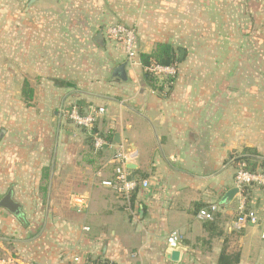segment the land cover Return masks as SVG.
Listing matches in <instances>:
<instances>
[{
  "label": "crops",
  "instance_id": "0c3cea01",
  "mask_svg": "<svg viewBox=\"0 0 264 264\" xmlns=\"http://www.w3.org/2000/svg\"><path fill=\"white\" fill-rule=\"evenodd\" d=\"M14 2L18 22L8 29L15 53L7 63L18 72L7 73L20 81L14 94L22 96L26 80L33 97L0 120V264H74V255L114 264H218L222 251L239 254L236 264H264V187L240 190L220 206L222 236L212 237L196 217L235 188L239 159L254 158L264 171V0L262 88L245 66L252 0ZM117 23L136 33L133 66L105 35ZM234 31L242 40L236 59ZM156 44L182 52V61L174 79L154 78L152 87L139 56ZM88 106L105 110L93 132L108 147L96 156L84 154V136L67 118L71 108ZM116 135L137 154L129 177L148 182L135 191L132 214L95 175L112 176ZM75 195L87 209L72 207ZM240 199L258 223L237 230L231 217ZM173 252L177 261L169 259Z\"/></svg>",
  "mask_w": 264,
  "mask_h": 264
},
{
  "label": "built area",
  "instance_id": "2783aa9c",
  "mask_svg": "<svg viewBox=\"0 0 264 264\" xmlns=\"http://www.w3.org/2000/svg\"><path fill=\"white\" fill-rule=\"evenodd\" d=\"M105 35L108 39L121 45L125 57L128 63L133 66L137 63L136 59V33L132 28L126 27L122 24H112L105 28ZM145 73L153 78H164L168 77L174 79L177 70L175 65L168 67L160 66L157 64H151L144 68ZM105 114V110L102 107L88 106L85 110L80 113L75 107L71 108L67 112V118L71 123L81 129L86 130L90 137L92 138L93 148L95 151L103 150L108 147V143L104 138L100 137L98 134L93 132L94 125L99 118ZM137 158L135 151L126 150L123 145L116 147L113 161L115 166L111 168L112 176L110 178H102L103 170L100 169L96 172V177L100 178V184L106 188H110L120 195L124 202L126 210L132 214L131 205V194L138 188H147L148 182L145 180L138 181L134 178L129 177V170L126 169V164H133ZM102 178V179H101ZM235 188L239 191L247 186H257L264 187V173L261 171H256L251 173L245 169V164H240L234 175ZM70 203L72 207L78 211H84L87 209V201L85 198L75 195L71 198ZM220 209V205L217 203L209 204L207 207L201 208L196 217L198 220L210 222L213 221L215 213ZM244 200L240 199L237 207L239 212V217L232 223L233 229H241L247 225H256L258 223V218L252 213H244ZM89 229L83 227L82 231L86 232ZM174 240L177 239V235L171 236ZM261 238L264 239V227L262 228ZM72 262L74 264H114L111 261L94 262L88 260L82 255H74L72 257Z\"/></svg>",
  "mask_w": 264,
  "mask_h": 264
},
{
  "label": "rangeland",
  "instance_id": "374dc122",
  "mask_svg": "<svg viewBox=\"0 0 264 264\" xmlns=\"http://www.w3.org/2000/svg\"><path fill=\"white\" fill-rule=\"evenodd\" d=\"M252 1L254 2H251L250 4L252 5V10L255 12L250 14L248 20L249 27H246V37L244 38V41H247V43L250 45L246 50V54L249 56L248 58H250V63L245 66H248L246 67L248 73L255 75L254 78L250 77L251 81L254 79L253 83H255V86L253 84L252 85L255 88H262V0ZM14 3V0H0V120H5L8 117L17 115L18 112L12 109V107L16 109L17 106L22 104H25L26 106L31 105L30 103H26L22 96L20 97L18 94H14L19 89L20 81L18 78L17 80H14L13 78L10 79L7 73L9 70H14L16 73L18 72V65L14 66L7 63L10 56L15 53L13 48L9 47V45L12 44L14 34H10L8 29L10 25H17L18 22V6H16ZM254 3H256V6H254ZM234 32L236 59L238 57L237 52L242 51L239 49L237 50V46L242 40L237 36L236 31ZM9 40L11 41L10 43ZM259 61L260 64H258ZM74 128H76V126ZM83 130L77 127L75 132L77 134H83V141L86 146L84 152H88L92 149V138ZM88 140H90L89 143ZM88 154L91 155V153Z\"/></svg>",
  "mask_w": 264,
  "mask_h": 264
},
{
  "label": "trees",
  "instance_id": "16d2710c",
  "mask_svg": "<svg viewBox=\"0 0 264 264\" xmlns=\"http://www.w3.org/2000/svg\"><path fill=\"white\" fill-rule=\"evenodd\" d=\"M139 58H140V61L142 63V66H144V67L150 66L151 62H153L154 64H157V65H160V66L168 67V66H171L173 64L174 65L178 64L180 61H182V60H180L178 53L176 51H174L169 45H166V44H156L154 50L150 54H140ZM145 76L147 77L151 86L154 87V80H153L154 78L148 74H145ZM22 97L26 103H29L33 97L32 96V90L30 89L29 84L26 80L22 84ZM82 112L83 111L80 110V113H82ZM104 139H106V138H104ZM90 140H91V138H90ZM90 140H88V143L90 142ZM86 143H87V141H86ZM91 148L92 149L90 151H88V152L86 151V152H84V154L90 155L88 153H91V154L95 153V156H96V155H100V152L104 150L103 149V150L95 151L93 148L92 140H91ZM246 152L250 153L251 155H255L253 152H251V150H246ZM239 160L244 162L245 169L251 173L256 172V167L258 164L263 165L262 162L258 163V161L254 158L246 157V158H241ZM262 173H264V171H262ZM248 187H251V186L244 187L242 189L243 192L246 193L247 191H245V189H247ZM134 196H135V191L132 192V194H131L132 200H133ZM248 206H249V202L246 199L244 210H243L244 213L250 212V210L248 209L249 208ZM220 209H219V211H220ZM219 211L217 213H215L213 221L208 222L205 226V229L207 231H209V233L212 237L222 236V230L219 228L218 222H217L219 217H220ZM238 217H239V212L236 210L232 213L231 219L235 221V220H237ZM238 261H239V254L235 253V254H232L229 256H227V255L225 256L223 251L221 252V254L217 260L218 264H236V263H238Z\"/></svg>",
  "mask_w": 264,
  "mask_h": 264
},
{
  "label": "water",
  "instance_id": "95a60500",
  "mask_svg": "<svg viewBox=\"0 0 264 264\" xmlns=\"http://www.w3.org/2000/svg\"><path fill=\"white\" fill-rule=\"evenodd\" d=\"M37 0H30V3H33ZM180 59L182 58V52H180ZM114 142L119 145L120 141H119V137L118 135H116L114 137ZM126 169L128 170H133L135 168V166L128 164L125 166ZM132 179V178H131ZM239 190L237 188H232L230 189L228 192H226L223 196V198L220 201V206L222 207H227L229 205V203L233 200L234 196H236L238 194ZM169 259H171L172 261H177L178 260V253L177 252H173L170 256Z\"/></svg>",
  "mask_w": 264,
  "mask_h": 264
}]
</instances>
